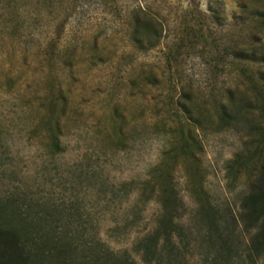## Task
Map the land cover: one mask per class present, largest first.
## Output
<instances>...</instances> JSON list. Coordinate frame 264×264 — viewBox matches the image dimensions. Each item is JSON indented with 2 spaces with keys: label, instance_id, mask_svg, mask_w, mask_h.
<instances>
[{
  "label": "rangeland",
  "instance_id": "1",
  "mask_svg": "<svg viewBox=\"0 0 264 264\" xmlns=\"http://www.w3.org/2000/svg\"><path fill=\"white\" fill-rule=\"evenodd\" d=\"M262 54L264 0H0V227L33 264L139 262L169 184L189 229L219 212L243 264L248 131L226 128L264 98ZM203 232L181 264L212 263Z\"/></svg>",
  "mask_w": 264,
  "mask_h": 264
},
{
  "label": "trees",
  "instance_id": "2",
  "mask_svg": "<svg viewBox=\"0 0 264 264\" xmlns=\"http://www.w3.org/2000/svg\"><path fill=\"white\" fill-rule=\"evenodd\" d=\"M258 59L264 62V55ZM237 107L239 118L226 129L240 131L247 127L248 132L244 136L249 139V143L244 142L246 156L236 155L235 163L238 167L248 168V191L241 198L234 223L235 226L240 225L241 230L249 236L243 264H256L258 261L264 264V98L242 100ZM183 113L195 127H200V118L194 116L187 107ZM53 147L59 150L56 142H53ZM156 170L152 171L149 179ZM155 187L159 214L151 232L134 245L133 252L139 262L128 254L116 258L108 250L103 258L91 264H181L190 247L189 239L197 232L201 236L203 231L201 240L212 261L209 264L239 263L241 256L234 245L233 231L218 211L210 207H199L195 216L200 217L201 230H191L182 222L183 204L172 187L169 184L166 188H160L159 184ZM24 233L22 227H0V264H33L34 255L26 245L29 239ZM53 244V250L59 256L68 253V244L62 241Z\"/></svg>",
  "mask_w": 264,
  "mask_h": 264
}]
</instances>
